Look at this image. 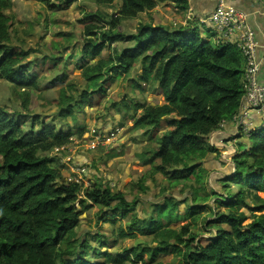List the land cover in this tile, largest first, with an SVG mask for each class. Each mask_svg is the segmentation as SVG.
Returning <instances> with one entry per match:
<instances>
[{
	"label": "trees",
	"instance_id": "1",
	"mask_svg": "<svg viewBox=\"0 0 264 264\" xmlns=\"http://www.w3.org/2000/svg\"><path fill=\"white\" fill-rule=\"evenodd\" d=\"M39 1L56 11L77 0ZM87 1L109 5L119 1L120 6L111 14L86 13L80 23L81 58L86 61L80 67L86 84L79 99L62 88L59 119L73 118L74 108L99 106L108 88L106 77L128 74L141 63L136 86L157 83L164 97L162 104L137 105L142 110L135 127L153 130L151 149L141 154L151 166L132 183L136 195L109 185L84 187L66 181L55 150L83 136L86 126L61 127L23 111L29 108L31 91L39 89V79L32 72L33 63H26L28 52L9 45L12 18L6 12L13 0H0V81L18 88L22 107L11 112L0 105V264H155L170 251L183 264H264V128L250 136L245 151L233 156V174L217 180L220 191L225 188L221 198L216 199L221 192L208 182L210 172L203 165L213 151L207 136L231 120L241 104L245 71L241 50L232 43L215 45L190 24L174 28L139 23L131 34L121 28L124 20L159 4L175 3L186 10L187 0ZM120 43L132 45L120 47ZM110 45L114 49L109 57L91 64L85 59L100 56ZM161 127L166 130L160 132ZM159 176L166 182L160 187L163 194L190 190L193 204L185 218L194 207L211 210L209 220L202 222L214 236L193 230L198 216L176 226L184 216L178 214L173 193L155 204L149 219L138 218V200L151 188L148 181L157 183ZM212 199L214 208L207 203ZM95 206L98 222L130 216L121 228L122 237L150 236L157 245L108 252L110 242L100 228L94 232L81 220ZM86 219L91 220L88 215Z\"/></svg>",
	"mask_w": 264,
	"mask_h": 264
},
{
	"label": "rangeland",
	"instance_id": "2",
	"mask_svg": "<svg viewBox=\"0 0 264 264\" xmlns=\"http://www.w3.org/2000/svg\"><path fill=\"white\" fill-rule=\"evenodd\" d=\"M119 6V1L114 2L113 5H109L107 3L77 0L74 1L67 9L52 11L39 0H13L12 9L6 12L12 18V31H10L9 45L13 49L28 52L26 63H28V61H31L33 63L32 72L33 74H37L40 85L38 90L31 91L29 108L27 110L23 109V111H27L30 114H39L46 121L54 120L55 123L57 125H60L61 127H66L67 123L72 122V118L70 117L66 119H59L58 113L60 111L61 105H59L58 102L60 91L62 90V88H65L67 92L72 94L76 99H79V94L85 88L86 80L82 74L83 68L80 67L86 66V61L84 60V58H81V48L84 42L82 41L83 29L80 23L82 22L86 13L101 11L105 14H111L118 10ZM168 13L170 14V12ZM208 26L209 25L206 24V28ZM113 49L114 45H110L100 54V56H97L95 58L85 56V59H88V63L90 64L94 63L100 58L109 57L113 53ZM45 57H47L48 59ZM35 62L37 63L34 64ZM43 62H46L47 65H51L47 68V65H43ZM56 78H58V80L54 81ZM114 78L115 77L113 76V73H110V75L106 77V85L108 87L107 89L110 88L113 82L112 80H114ZM143 85L146 87L148 86V83H143ZM131 86L132 89L135 90V97H138V99H132L131 97H128V103L130 102V105L132 104L133 108H124L123 111L125 114H130L132 117H136L139 115L138 109H141L140 107L138 108L137 105L139 104V99L142 98L141 96L143 95V93L142 90L136 87L134 83H132ZM116 89L119 90L118 87ZM149 90L150 91L145 94V98L148 99L155 93H157L154 85L153 87H151V89L149 88ZM108 91L101 100V104L99 105V109L101 111L99 112L106 110L108 106H110L109 102L112 101L113 98L108 97L110 96V92ZM132 101H134L135 103H132ZM0 105L5 106L11 112L16 109H22L18 88H15L14 85L6 82L5 80L0 81ZM88 107L90 108V106ZM120 108L122 109V106H120ZM83 114L84 111L82 110V108L79 111L74 108V115L76 118L75 121H79L80 118L78 120L77 116H83ZM97 115L98 111H94V116L96 117ZM84 117L85 119L87 118L85 115ZM94 119L95 118H93V120ZM128 119L129 117H124L122 123H127L126 120ZM131 121V128L127 129L125 133L133 131L134 126H136L135 119L133 120L132 118ZM117 128L118 131H115L114 137L107 139V137L111 133V130L108 131L105 135V142H103V145L106 144L104 145L106 150L117 140L118 135L124 131L122 126H118ZM151 129L152 128L149 127V131L147 134H149V142H154V140L152 141L151 138L153 132V130L151 131ZM76 139L75 141L78 142L81 140V138L79 139L77 137ZM108 142L109 145H107ZM94 145L95 143H91L86 146L91 149L100 150L98 147H94ZM149 145L150 146L147 148V150L151 149V143ZM238 148L240 150V153L244 147H242V145H239ZM211 149L215 151L213 147H211ZM60 151H62L61 148L55 150L56 153H59ZM209 162L210 157L203 161V165L206 164L205 166L209 168ZM63 163L70 166L71 172L67 175V178H71L73 173L76 172L75 169L78 165H74L72 163L71 157H66ZM82 167L85 169V173L78 174V176L82 177L81 183L86 185L87 180H89L91 183V180L88 176L90 172V166L88 164H84ZM149 168L150 167L148 166L146 170H143L140 173L142 174L145 171H149ZM209 172L210 174L207 177L208 182L211 184V186L220 191V186L216 182L222 176H227L231 173L233 174V162L231 160H228V162L218 161L217 157L214 159V168H212L211 166V168H209ZM216 177L218 178L216 179ZM136 179H138V176L136 177ZM157 179V184L148 181L151 188L138 200L136 210L138 212V218L141 220L149 219L151 215L153 216L155 204L162 203L165 198L163 193H161L159 190L161 185L166 184V182L163 181V178H161V176H159ZM132 182H134V180H132ZM132 182L128 181L126 184V188L124 189H126V193H133L134 195H136L138 194V189L137 186H134L132 184ZM192 183L195 187L198 186L195 181ZM223 190H225V188L221 189V195H218L216 199H219V197L221 198L224 195ZM168 193H173L172 196L179 206L178 214L181 215V217L184 216L183 219H179L177 221L176 226H181L190 221L192 218L198 216V222H196V227H194L193 230L202 232L203 236L205 237L214 236V234H212L210 230H204L203 228L204 226L202 221L204 219L209 220V216H211V210L209 208H204L203 210H201L197 207H194L192 210H190L192 212V215L185 218V214H187L186 211L189 210L190 206L193 204L190 190H187L185 193L179 192V189L175 190L174 192L172 190H168L167 194ZM200 193L203 194V190H201ZM261 196L264 197V194H261ZM207 203H209V205L213 207L215 205V199L209 200ZM201 204L203 205L205 203ZM97 211L98 208L96 206L90 208L87 213L82 214L81 220L82 222L86 221L87 228H91L94 232H96L100 228V230L103 232V235L108 239L107 242H110L109 244H107L108 252L117 254L122 253L126 249L137 246H139V249H142L144 247H148L149 245L152 247H155L157 245V243H155L150 236L144 237L138 235L133 238L127 236L122 237L123 235H121V228L126 227V224L131 219L130 216L122 217L121 215H116L111 217V220L115 222L111 220L98 222L97 216L95 214ZM87 215L90 217V221H87ZM164 219L166 220L165 217ZM249 221L250 220H248L247 222ZM81 228L83 227L81 226ZM125 233H128L127 229H125ZM145 257L149 258V254L145 253ZM155 262V264H183L182 258L180 256H177L173 251L160 255Z\"/></svg>",
	"mask_w": 264,
	"mask_h": 264
},
{
	"label": "crops",
	"instance_id": "3",
	"mask_svg": "<svg viewBox=\"0 0 264 264\" xmlns=\"http://www.w3.org/2000/svg\"><path fill=\"white\" fill-rule=\"evenodd\" d=\"M227 1L235 8L248 14V21L255 30L259 41L257 52L260 61L259 81L264 84V0ZM187 2L188 8L186 10L178 9L175 3L159 4L153 11L143 12L133 19L124 20L122 22V29L124 32L131 34L136 31L139 23L169 25L174 28L190 24L191 28H199L201 36L204 39H211L212 43L216 45L209 16L218 5V0H187ZM168 12H170V14ZM206 24L209 25L207 28ZM127 45H132V43H120V47ZM141 73L142 65L139 63L128 74L115 76L110 86L111 89H107V91L109 90L108 92H110V96L108 97L113 98L112 101L109 102L110 106H108L106 110L99 112L101 111L99 106L89 108L86 105L83 107V116H77L78 120L79 118L80 120L75 121L76 118L74 116L72 122L68 123L72 128L85 125L87 129H85L83 136L80 137L81 140L79 142L75 141V137L70 144L61 148L62 151L56 153L60 164L64 166L63 174L65 179L71 172V168L69 165L64 164L63 161L66 157H71L74 165L83 166L84 164H88L90 166L88 176L92 183H99L105 186L109 185L115 187L117 190L126 192L124 188H126L127 182H132V180L135 181L137 176L138 178L140 177V172L146 170L148 166H151L149 163H146L141 156L150 146V138L149 134H147L149 127L140 128L134 126L133 131L125 133L127 129L131 128V120L132 118L134 120L135 117H132L130 114H125L123 109L133 108L132 104L130 105V102L128 103L130 97L132 99H138V97H135V90L132 89L131 84L134 83L136 86ZM153 85L157 93L149 99L145 98V94L150 91L149 88L151 89ZM117 87L119 90L116 89ZM141 89L144 96L142 95V98L139 99V104L156 105L164 103V97L158 89L157 83L150 82L146 87L142 84ZM132 103L135 102L132 101ZM120 106H122V109ZM141 110L142 109H138V114H140ZM94 111H98L96 117L94 116ZM84 115L87 117L86 119ZM124 117H129V119L126 120L127 123L125 122L126 125L122 123ZM93 118L95 119L93 120ZM251 121L253 122V127H261L257 131L263 129L264 112L261 114L252 113ZM118 126H122L124 131L118 135L117 140L106 150L104 147L106 144L103 145V142H105V135L108 131H112ZM164 130H166V127H161L160 132ZM91 143H95L94 147H98L100 150L87 147L88 144ZM207 143L210 148L213 147L215 150L208 155V157H210L209 168H211V166L214 168V159L217 157L218 161L228 162V160H230L228 155L232 151V146L239 152V145L244 147L241 151H245L250 144L249 138L244 135H238L236 124L233 119L226 121L218 130L208 135ZM107 145H109V142ZM205 167L209 170L207 166ZM166 193L163 194L164 197L168 195Z\"/></svg>",
	"mask_w": 264,
	"mask_h": 264
},
{
	"label": "built area",
	"instance_id": "4",
	"mask_svg": "<svg viewBox=\"0 0 264 264\" xmlns=\"http://www.w3.org/2000/svg\"><path fill=\"white\" fill-rule=\"evenodd\" d=\"M209 21L213 27L216 45L235 44L245 59L244 93L241 104L232 119L236 124L238 135L250 138L254 132L261 128L253 127L252 113L261 114L264 112V84L259 81L260 61L257 55L259 41L256 32L248 21V14L235 8L227 0H218V5L209 16ZM115 131H118V128L112 130L107 139L114 137ZM237 153L232 146V151L228 155L229 159L232 161L233 156ZM75 171L66 181L84 187L90 186L92 182L87 180L84 185L81 183L82 177L78 176V174L85 173V169L82 166H77Z\"/></svg>",
	"mask_w": 264,
	"mask_h": 264
}]
</instances>
